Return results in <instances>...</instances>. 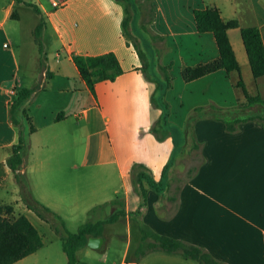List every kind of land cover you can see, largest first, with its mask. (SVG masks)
<instances>
[{
  "label": "crops",
  "instance_id": "0c3cea01",
  "mask_svg": "<svg viewBox=\"0 0 264 264\" xmlns=\"http://www.w3.org/2000/svg\"><path fill=\"white\" fill-rule=\"evenodd\" d=\"M61 1L53 8L48 0L33 4L0 0V191L6 180L19 190L7 159L19 132H25L19 173L32 198L60 218L58 208L66 196L77 200L78 177L80 181L100 177L110 195L96 198L90 206L106 204L107 216L124 211L125 216L113 223L145 225L155 234L203 248L225 264H264V130L248 121L228 132L224 123L210 117L193 123L191 137L186 129H179L185 136L182 153L190 150L191 143L198 147L201 160L194 174L187 173L178 185L170 173L172 163L183 154L176 157L173 127L165 125L169 135L163 139L150 131L165 114L151 101L157 82L173 80L169 77L173 68L182 79L183 68L218 56L212 33L196 31L195 10L216 7L224 21L238 22L239 27L228 29L227 36L239 72L218 70L192 81L182 79L185 87L193 88L189 97L199 96L197 91L221 95L235 89L237 105L243 103L242 91L236 87L240 76L247 92L264 100V76L253 78L240 36V27L254 26L264 44V0ZM125 6L130 16L127 36L122 31ZM38 25L43 64L34 37ZM109 52L122 72L113 80L97 82L91 93L72 56ZM38 86L22 111H16L15 124L10 110L14 96L9 90L18 93ZM192 105L193 110L200 108ZM136 163L148 169L154 182L165 183L158 194L144 182L145 202L132 185L130 171ZM89 167L100 171L86 172ZM0 204H5L1 197ZM10 205L15 216L24 215L32 224L47 222L23 201V213H16V202ZM101 237L102 247L104 234ZM136 239L141 242L140 232ZM40 249L12 264H39ZM163 253L174 264L193 262ZM130 263L146 264L138 259Z\"/></svg>",
  "mask_w": 264,
  "mask_h": 264
},
{
  "label": "trees",
  "instance_id": "16d2710c",
  "mask_svg": "<svg viewBox=\"0 0 264 264\" xmlns=\"http://www.w3.org/2000/svg\"><path fill=\"white\" fill-rule=\"evenodd\" d=\"M124 12L122 31L124 35L127 36L130 22L127 6L124 7ZM193 18L195 29L198 33H212L218 50V56L212 61L198 64L193 67L183 68L181 71L182 79L184 81H192L218 70H224L226 74L232 71L239 72L238 63L227 36L228 29L239 27L238 22L236 20L224 21L216 7L195 10L193 12ZM240 36L253 78L256 79L264 76V44L258 28L254 26L240 27ZM34 37L38 44L41 62L43 64L44 53L40 38V25L35 28ZM72 61L81 79L86 83L91 93H94V85L97 82L113 80L122 72L118 59L111 52L96 56L73 55ZM46 77L49 78V75ZM39 87L41 86L23 89L14 95L10 110L12 121L15 124H17L14 117L16 111L21 110L22 104L29 98L32 91ZM236 87L240 88L242 91L245 102L237 105V111L235 113L222 114L220 117L214 118L223 122L228 132H235L239 124L248 121L255 122L264 130V100L258 94L250 95L240 76L236 82ZM151 101L152 104L155 105L153 97H151ZM162 113H164V111ZM165 115L166 114L163 115L162 121L157 120L150 128V131L157 139H163L169 135V131L165 126ZM25 147L26 141L20 131L17 144L11 147L12 155L7 159V164L12 170L14 179L18 184L19 194L23 203L27 208L33 210L40 218L53 225L55 232L60 236L61 247L66 256L67 264H87L76 258V252L87 245L89 236L101 237L105 225L113 223L121 217L123 218L125 216L124 211H115L106 218L86 221L81 224L74 233L67 231L64 227L62 218L32 198L29 188L19 173ZM193 147L194 149H198L196 145ZM196 169V167L190 169L188 176L191 177ZM130 174L133 189L142 202H145L146 195V189L143 186L144 182L158 194H161L165 189V183L161 182V180L157 183L154 182L148 169L141 164H133ZM179 182L183 183V181ZM105 205L106 204L99 205L91 211L103 209ZM139 232L141 240L140 245L141 243H146L145 248L143 246L144 250L142 254L149 250H160L167 254H178L185 259L196 261L199 264H225L214 258L203 248L182 240L155 234L145 225H139ZM42 245V238L38 230L24 215L19 214L15 216L11 205L3 206L0 204V264H12L34 253L40 249Z\"/></svg>",
  "mask_w": 264,
  "mask_h": 264
},
{
  "label": "rangeland",
  "instance_id": "374dc122",
  "mask_svg": "<svg viewBox=\"0 0 264 264\" xmlns=\"http://www.w3.org/2000/svg\"><path fill=\"white\" fill-rule=\"evenodd\" d=\"M169 77H173V80H169V82L165 80L157 82L159 86L154 100L166 114L165 125L173 127L170 129L173 131L177 145L176 157H179L185 143V136L183 139V134L179 129H183V131L186 129L189 132L188 137H191L193 123L199 119H205L206 117L215 119L214 117L218 118L222 114L235 113L237 111V99L235 96L237 91L235 89H231V91L226 93L221 91V95H213V92L208 91H197L199 96L189 97L193 92V88L190 89V87L183 85L185 83L180 79L181 77L178 74L176 75L175 68H173ZM187 97L190 99L189 102H187ZM192 103L197 104L200 108L197 110L191 109L193 107ZM17 116L20 125H23L25 128L22 115L19 114ZM24 133L23 137L25 136ZM77 139L79 142L80 138L78 137ZM190 142L188 141V143ZM188 148L190 150L184 151L182 157L172 163L170 174L173 181L177 180L174 183L175 185L180 184L179 181L185 180L189 170L197 166L201 160L199 151L195 150L191 143ZM89 170H93L95 175L97 171H100V168L89 167L86 169V172H89ZM79 171L78 169V174ZM76 195L77 200L75 201L71 196L67 195L58 208L59 213L62 215L65 229L71 233L76 232L78 227L86 221H95L107 217L108 209H105V206L103 209L92 212L93 208L91 209V207L93 205H90L96 201V198H104L110 195V192L100 177L87 176L83 181H80L78 177ZM0 197L5 202V204L1 205L6 206L16 202V213H23L19 190L15 189L9 183V180L4 182V186L0 191ZM82 205L84 206L83 208ZM80 206L81 208H78ZM84 208H86L85 211ZM34 222L33 224L40 231L43 239V247L36 255L39 264H67L66 256L61 247L60 236L55 232L53 225L50 222L45 223L37 220H34ZM138 230L139 227H136L134 222L131 224V227H125L120 222L109 224L104 229L105 241L103 246L99 249H91L88 246L83 247L76 252V258L87 264H120L121 261H124L123 264H137L130 263L136 259L146 264H174L160 250H154V252L148 251L142 254L146 243H141L140 245V242L137 241ZM190 263L198 264L194 261H190Z\"/></svg>",
  "mask_w": 264,
  "mask_h": 264
},
{
  "label": "built area",
  "instance_id": "2783aa9c",
  "mask_svg": "<svg viewBox=\"0 0 264 264\" xmlns=\"http://www.w3.org/2000/svg\"><path fill=\"white\" fill-rule=\"evenodd\" d=\"M25 2H27V3H35V0H24ZM49 2H50V4H51V6L53 7V8H58V7H60L62 4H63V2L61 1V0H48ZM9 95L10 96H14V95H16V90H15V88H12V89H10L9 90Z\"/></svg>",
  "mask_w": 264,
  "mask_h": 264
},
{
  "label": "water",
  "instance_id": "95a60500",
  "mask_svg": "<svg viewBox=\"0 0 264 264\" xmlns=\"http://www.w3.org/2000/svg\"><path fill=\"white\" fill-rule=\"evenodd\" d=\"M102 241V237H90L87 240V246L91 249H99L101 247Z\"/></svg>",
  "mask_w": 264,
  "mask_h": 264
}]
</instances>
